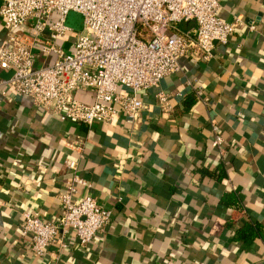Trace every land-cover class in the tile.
Segmentation results:
<instances>
[{"label": "crops", "instance_id": "crops-1", "mask_svg": "<svg viewBox=\"0 0 264 264\" xmlns=\"http://www.w3.org/2000/svg\"><path fill=\"white\" fill-rule=\"evenodd\" d=\"M218 2L220 19L243 24L207 59L190 50L177 73L137 93L144 109L135 126L123 118L62 122L0 87V264H264V0ZM65 26L70 33L55 44L70 51L82 16L69 12ZM31 27L33 67L51 64L54 56L41 51L47 32L35 37ZM7 37L0 17V48L10 49ZM11 75L0 67V80ZM159 93L170 111L159 106ZM212 122L220 148L212 147ZM69 160L89 184L76 198L90 195L110 220L87 246L70 233L66 250L51 245L35 257L20 236L22 212L56 220ZM246 224L253 235L239 239Z\"/></svg>", "mask_w": 264, "mask_h": 264}, {"label": "built area", "instance_id": "built-area-1", "mask_svg": "<svg viewBox=\"0 0 264 264\" xmlns=\"http://www.w3.org/2000/svg\"><path fill=\"white\" fill-rule=\"evenodd\" d=\"M218 0H6L0 17L8 29L10 49L0 48V67L11 70L9 86L28 96L34 106L48 111L59 121L91 126L123 118L135 126L144 109L137 93L156 86L164 77L180 70L179 59L195 50L207 59L216 44L225 45L240 18L226 22L218 17ZM69 12L82 16V30L75 35L70 51L55 44L70 33L65 26ZM35 37L47 32L41 51L53 55L51 64L34 68L28 40V22ZM193 21L192 31L178 24ZM253 24L249 29L253 30ZM88 94L89 101L76 94ZM200 95V92H198ZM164 112L171 110L168 96L159 93ZM212 147L223 140L212 122ZM82 151V146H77ZM81 157V156H79ZM69 179L59 194L56 220H42L37 213L22 212L20 236L29 238L35 257H43L49 246L66 250L64 241L72 233L80 246L90 244L108 224L111 211L88 194L76 198L89 184L78 174V161L65 164Z\"/></svg>", "mask_w": 264, "mask_h": 264}, {"label": "trees", "instance_id": "trees-1", "mask_svg": "<svg viewBox=\"0 0 264 264\" xmlns=\"http://www.w3.org/2000/svg\"><path fill=\"white\" fill-rule=\"evenodd\" d=\"M227 201V199H225ZM239 239L245 240L251 235H253V230L251 229V226L246 224L243 228L239 229L236 233Z\"/></svg>", "mask_w": 264, "mask_h": 264}, {"label": "rangeland", "instance_id": "rangeland-1", "mask_svg": "<svg viewBox=\"0 0 264 264\" xmlns=\"http://www.w3.org/2000/svg\"><path fill=\"white\" fill-rule=\"evenodd\" d=\"M79 25H80V23H79Z\"/></svg>", "mask_w": 264, "mask_h": 264}]
</instances>
